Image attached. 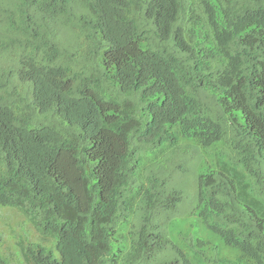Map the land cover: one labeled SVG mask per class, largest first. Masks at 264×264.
I'll return each mask as SVG.
<instances>
[{
    "label": "trees",
    "instance_id": "1",
    "mask_svg": "<svg viewBox=\"0 0 264 264\" xmlns=\"http://www.w3.org/2000/svg\"><path fill=\"white\" fill-rule=\"evenodd\" d=\"M0 206L20 264H264V0H0Z\"/></svg>",
    "mask_w": 264,
    "mask_h": 264
},
{
    "label": "rangeland",
    "instance_id": "2",
    "mask_svg": "<svg viewBox=\"0 0 264 264\" xmlns=\"http://www.w3.org/2000/svg\"><path fill=\"white\" fill-rule=\"evenodd\" d=\"M178 180L181 183V185H182V187L184 189V192H185V200L182 203V207L181 208H182V211L183 210L186 211V210L191 209L192 207H194L195 203H196V172L194 171L193 168H189L188 171L185 173V175H183L182 177H179ZM7 208L8 207L0 206V219H2V216L5 219H9L10 218V215L7 214ZM179 226L181 228H179L178 230H182L183 232L187 231V228H185L181 224V222L179 223ZM177 235H178L177 232L175 230H173L172 234H170V236H169L170 240H172L176 244L178 243V236ZM22 236L29 237L28 234H27V231L26 232L23 231L22 232ZM216 236L217 235H215V233H213V232L210 233V235H203V236L201 235V237L204 238V239L213 241L214 243H218V241L216 239ZM53 246H54V251H56L55 250V240L53 242ZM46 247H48V246H46ZM0 256L5 258V259L11 260L12 264H20L16 260L17 258H19L17 253H15L13 255V257L8 258V256L6 257L4 255V253L2 252V248L0 247Z\"/></svg>",
    "mask_w": 264,
    "mask_h": 264
}]
</instances>
